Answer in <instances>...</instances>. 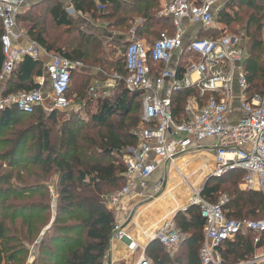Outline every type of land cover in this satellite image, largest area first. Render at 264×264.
<instances>
[{
	"label": "trees",
	"instance_id": "obj_1",
	"mask_svg": "<svg viewBox=\"0 0 264 264\" xmlns=\"http://www.w3.org/2000/svg\"><path fill=\"white\" fill-rule=\"evenodd\" d=\"M160 0H72L75 12L89 15L97 20H115L113 27L123 26L124 21L139 17L144 22L136 29L138 40H144L151 44L158 39L160 33L173 34V26L170 19L158 17ZM200 2V0H189ZM230 11H221L217 22L226 27L230 33H239L243 29L251 40L247 46L248 60L245 62V72L249 83L248 97L263 93L253 92V88L264 89V46L262 42V26L264 22V0H236L227 5ZM23 23V31L27 37L38 44L46 52L62 56L70 61L80 62L75 59L91 61V64L99 67L110 75L127 77L129 75L125 65V53L130 41L125 37H117L111 41L112 46L124 48V62L122 59L113 60L117 50L109 49L108 53L95 39H87L92 46V52L79 47H68L71 52L55 49L47 39L51 27L69 28L72 21L63 6L54 0H47L29 4L24 12L17 15V24ZM210 33V34H209ZM208 38L220 37V31L209 32ZM2 24L0 21V37ZM215 35V36H214ZM204 38V37H200ZM87 50V51H86ZM3 62L2 47L0 42V71ZM153 75L161 70L162 65L148 61ZM45 60L40 58L33 60L25 57L15 67L14 71L3 87L2 95L6 96L18 92H31L38 90L40 86L35 78L42 76ZM183 66V65H182ZM108 72H107V71ZM83 76L82 86L75 84V77ZM179 76V75H178ZM88 77V78H87ZM95 75L87 76L83 72L74 71L67 98L70 95L84 102L85 107L96 105L95 111L90 116V121L77 122L76 124H91L90 129L97 130L93 135L84 134L79 137L77 126L72 121L66 122L58 132V139L53 140L52 130L47 128L49 122H54L60 111L51 110L47 117L45 110L38 107L33 113L25 114L10 108L0 111V137L9 134L0 141V147L6 148L11 168L22 163L27 166L38 167L44 172L41 178H48L52 174L57 176L58 184L56 216L52 225L48 218L42 216L47 208L30 204L18 215V208L8 199L14 194L6 187L0 190V264H21L19 259L26 253L24 249L12 251L7 247L13 242L12 232L23 234L24 240L39 241L37 254L32 264H102L104 253L113 236L114 214L107 207L109 197L125 186L122 174L125 166L118 157V153L137 144L134 131L139 122L128 119L134 110V104L139 101L142 107V92H129L122 81L110 92L101 95L95 93V100L84 99L85 89L94 81ZM260 82V84H258ZM89 89V88H88ZM252 92V93H251ZM196 95L195 90L174 93L171 97L172 117L181 122L186 120L184 107L191 95ZM87 100V101H86ZM71 114L73 112H70ZM70 114V115H71ZM74 117L77 113H73ZM26 117H33L35 121L23 129L14 130ZM113 119H117L113 123ZM133 131V132H132ZM36 134V135H35ZM29 146V147H28ZM117 156V157H116ZM12 175L0 177V184H9ZM244 176L242 171L229 172L220 179L219 184L226 180L230 186L223 190L228 200L224 206L227 218L234 220H260L264 218V193L245 191L239 188ZM39 179V177H35ZM215 181V180H214ZM24 186L25 194L35 195L42 190L41 185ZM220 192L219 185L205 184L201 197L209 203H215L216 196ZM44 198V197H43ZM35 206V207H31ZM10 212V215L8 213ZM61 216H65L62 219ZM21 220L19 227L13 229L16 220ZM10 222V226L6 224ZM62 223V224H61ZM175 226L187 239L183 243L182 251L172 261L167 255L160 260L159 256L153 259L154 264H200L199 250L204 241L205 221L201 217L200 210L189 207L186 212L179 213L174 218ZM254 236V237H253ZM256 235L253 233L238 234L234 240L223 243L219 254L223 264L246 263L253 259L255 253L264 248V233L258 235L259 241L254 242ZM158 250V243L151 247ZM150 248V247H149ZM148 248V249H149ZM151 251V250H150ZM162 254V253H161Z\"/></svg>",
	"mask_w": 264,
	"mask_h": 264
},
{
	"label": "built area",
	"instance_id": "obj_2",
	"mask_svg": "<svg viewBox=\"0 0 264 264\" xmlns=\"http://www.w3.org/2000/svg\"><path fill=\"white\" fill-rule=\"evenodd\" d=\"M42 1L47 0H0L3 55L0 83H6L16 65L25 57L38 60L46 53L33 41L25 47L21 46L19 40L23 33L17 24V15L23 7ZM94 1L98 4V0ZM215 2L172 0L160 12V17L171 20L175 33L172 36L167 32L160 33L152 46L139 40L131 41L125 53L129 75L122 77L115 74L111 77L109 86L116 87L122 81L127 91L143 93L142 122L145 126L133 132L137 139L135 147L118 153L125 166L122 177L126 183L109 197V210L136 189L140 191L142 201L151 207L156 205L154 202L162 201L160 196L167 177L169 179L172 174L178 176L186 168L185 162L179 164L178 161L200 159L202 153L212 158L211 177L221 178L229 172L242 171L244 176L239 188L264 193V95L255 94L250 98L246 95L249 83L246 73L241 69L239 38L225 35L217 39L195 38L186 45L183 43L181 30L184 21L204 28L214 27L212 7ZM262 42L264 46V22ZM178 50L192 59L187 61L180 79L171 68L173 55ZM47 57L45 71L51 110L66 111L70 108L67 92L71 76L83 65L55 54ZM149 60L162 65L161 70L155 71L154 75ZM107 79L102 76L105 85L110 83ZM99 88L101 83L97 82L89 88V93H96ZM185 90H195L201 103L186 101V120L178 122L171 114V97ZM45 100L41 89L0 95V111L15 108L30 114L38 107L43 108ZM160 166L164 167L162 177L153 185L148 184ZM203 169L201 164L198 170ZM180 178L184 183L181 175ZM148 190L150 194L145 196ZM226 203L223 199L209 203L199 198L187 207L180 210L175 208L173 211L175 214L178 211L184 213L192 206L200 210L205 221L204 241L199 250L201 264H223L219 249L224 242L234 240L240 233L255 234V243L259 241L258 235L264 233V218L245 221L229 219L224 213ZM157 224L151 227L155 231L150 241L164 247L169 254L174 253L184 234L175 226L173 219ZM112 238L128 241L132 249L138 248L122 224L114 225ZM143 264L148 263L144 261ZM240 264H264V255Z\"/></svg>",
	"mask_w": 264,
	"mask_h": 264
},
{
	"label": "rangeland",
	"instance_id": "obj_3",
	"mask_svg": "<svg viewBox=\"0 0 264 264\" xmlns=\"http://www.w3.org/2000/svg\"><path fill=\"white\" fill-rule=\"evenodd\" d=\"M169 1V0H168ZM66 4V5H65ZM63 8L65 9L67 14L70 15V19L72 21L69 28H56L51 27L47 34V39L49 43H51L55 49H61L64 52H71V49L68 47H79L83 46V48L88 49L89 53L92 52V46L85 42L87 39H95L96 44H100L101 47L104 49V52L108 53L109 49L111 50H117L116 56L112 57L113 60L122 59L124 62V48L120 49L119 47L115 46V48L112 46L111 41L116 39L117 37H125L128 41H136V38L134 39V35L132 32L137 29L141 25V20L139 17L130 18L128 21H124L123 26L119 28H115L111 25L115 22V20H97L91 18L89 15H76L75 13H71L67 8L69 7L66 3V0H64L62 4ZM71 7V6H70ZM23 23L19 24V30L23 31ZM87 51V50H86ZM247 55V54H246ZM247 55L246 57H248ZM264 57V56H262ZM80 61V63L83 65L85 70L87 72H90L91 74L96 73L97 69H100L99 67L95 66L94 64H91V61L87 58L84 60L81 59H75ZM264 62V60H263ZM98 71V70H97ZM104 71V70H103ZM107 71V70H106ZM109 71V70H108ZM107 71V72H108ZM90 74V75H91ZM89 75V76H90ZM88 76V75H87ZM88 78V77H87ZM76 82L75 84L77 86L81 85L84 81L83 76L75 77ZM93 81H91V84L85 89L84 92V99H91L92 103L95 100L93 97L95 93L90 94L89 89L92 85ZM260 84V82H258ZM48 86L46 87L44 94L46 97H50V92L48 90ZM1 90L0 87V92ZM253 92L256 93H263L264 89L259 87L258 90L253 88ZM252 93V92H251ZM247 96L250 95L249 92L246 94ZM87 101V100H86ZM186 105V103H185ZM134 110L129 114L128 119H134L139 122V125L136 130L141 129L145 126V124L142 122L143 119V113H142V107L139 101H137L134 106ZM96 105L92 104L91 106L85 107L84 102L82 100H78L77 97L75 98L73 94L70 95V108L64 112H60V115L57 116L56 120L54 122H49L46 126L48 129L52 130V136L53 140L58 139V132L61 130V127L66 124V122L74 121V126H77V132L79 133V137H82L84 134L87 135H93L94 132L97 130L90 129L91 124H76L75 121L80 122L84 121V123H87L90 121L91 114L95 111ZM51 111H45V116L47 117V114H49ZM77 113L75 115H78L79 118L74 117L73 113ZM71 114V115H70ZM35 121V118L33 117H26L24 118L21 123L14 128V130L23 129L28 124H32ZM117 119H113V123H116ZM133 130V131H136ZM132 131V132H133ZM9 134H4V137H0V141H3L5 138H7ZM36 135V134H35ZM29 147V146H28ZM6 148L0 147V177L5 175H12V180L9 182V184H0V190L5 189L8 187L13 191V195L8 199L7 203H10L14 206H17L18 208V215H21V210L29 205H39L41 207L47 208V211L42 212V216L47 217L49 224L52 225L54 222L55 216H56V207H57V193L56 188L58 184L57 176L52 174L48 178H41L44 176V172L40 170L38 167L33 166H27L26 168H23L22 163L20 165H16V168H11V161H13V157L8 156V153L5 152ZM117 157V156H116ZM118 157L121 159V156L118 155ZM14 162V161H13ZM186 168L177 174L170 175L171 177L166 180L165 187L161 192L162 201L167 200L166 207H169V210H172L173 207L179 208H185L187 207L192 201H195L197 199H202L201 193L206 183H208L210 186L219 185L220 192L216 196V202L220 200H228L227 196L222 193L223 190L227 189L230 184L223 180L222 184H219L220 179L222 178H214L210 176V171L213 167V161L210 155H202L200 159L192 160L191 158H188L186 161ZM202 164L204 167L203 171L198 170V167ZM180 175L184 178V183H182V178H180ZM169 176V175H168ZM35 177H39V179H36ZM162 175L158 174V177L156 179L158 180ZM186 178V180H185ZM215 180V181H214ZM219 181V182H218ZM41 185L43 188L41 191H39L35 195H28L25 194L23 189L24 186H31V185ZM36 185V186H37ZM170 194V196H167ZM44 197V198H43ZM176 201V203L172 201ZM205 200V199H204ZM169 202L172 204L170 205ZM31 206V207H35ZM37 207V206H36ZM188 209V208H187ZM187 211V210H186ZM181 213V212H178ZM10 215V212L8 213ZM62 219H65V216H61ZM21 220H16L13 224V229H16V227H19V223ZM7 225H11L9 221H6ZM62 224V223H61ZM11 236H13V242L8 243L7 247L10 248L12 251H19L18 249H24L26 253L19 259V262L21 264H26L27 261L30 258H34L37 254V243L39 241H30L23 239V234L14 233L11 230ZM254 237V236H253ZM33 247L34 253L32 250H30ZM178 253H181L183 251V247L178 248ZM162 253V252H161ZM264 255V248L260 249L256 252V256ZM32 264V261L30 262Z\"/></svg>",
	"mask_w": 264,
	"mask_h": 264
},
{
	"label": "crops",
	"instance_id": "obj_4",
	"mask_svg": "<svg viewBox=\"0 0 264 264\" xmlns=\"http://www.w3.org/2000/svg\"><path fill=\"white\" fill-rule=\"evenodd\" d=\"M54 1L59 2L61 5L64 2V0H54ZM122 1L127 2L128 0H122ZM171 1L172 0H169V1L168 0H160L159 1L160 6H159L158 15H157L158 17H160V12L164 9V7L168 3H170ZM233 1H236V0H216V2L214 3V5L212 7V11H213V14L215 17V23H214L213 28H204L202 26L194 25L192 23L190 24L189 22L184 21L183 27L181 30L182 36H183L182 39H183L184 45H186L189 41H191L195 38H200V37L208 38L210 36L209 32L220 31V33H221L220 37L225 36V35L237 36L239 38V41L241 44V49H242L241 69L245 72L244 66H245V62L247 63L246 60H248V57H246V56L248 55L247 46L251 40L250 36L246 33V30H244V29L242 31H240L239 33H230L227 30H225L226 27H224L222 24L217 22L218 21L217 17L221 11H226V12L228 11V13L230 12L228 10V8H226V7L229 3L233 2ZM191 2L195 3L196 1H191ZM66 3L69 6L67 8V10H69L71 13H73V14L75 13L76 15L82 14V13H77L74 11L73 6H72V0H66ZM196 3H199V2H196ZM29 4H31V3H29ZM29 4H27L25 7H23L20 12H24L28 8ZM84 15H86V14H84ZM161 18H163V17H161ZM140 20H141V24H142L144 22V20L142 18H140ZM172 29H173V34H174L175 33L174 28H172ZM135 31H136V29L132 32V34L134 35V39L136 38ZM22 33H23V37L21 40H19V44L21 46L25 47L30 42H32V40H30L27 37V35L24 31H22ZM220 37H218V38H220ZM145 39L146 38H144V40H139V41H142V42L146 43L148 46H151V44L146 42ZM214 39H217V37ZM136 40H138V39L136 38ZM46 54L48 56L54 55V54L49 53V52L42 54L43 56L41 58H43L45 60V64L48 61V57ZM190 60L192 61V59H189V57H185L182 54L181 50H178L174 53L173 59L171 62V68L173 70H175L177 78H179V79L181 78V76L184 73V68L186 67L187 61H190ZM45 64H44V70H42L43 71L42 76L35 78V82L40 86L39 89H41V91H45L46 87L47 86L49 87V84L47 82V74L45 71ZM97 70H96V73H93V74H91L90 72H87L84 67L82 69H80L79 71L83 72L84 74H86L88 76L90 74L93 76L95 75V78H94V81H93L91 87L94 86V84H96L97 82L101 83V88H99L96 91L98 95L99 94L101 95L103 92L107 93V92H110L111 90H113L115 87H113L112 85L109 86L111 84V77L113 75H110V74L102 71L101 69H97ZM102 76L105 77L106 79L108 78L107 80H109L110 83H107L105 85L104 84L105 82H102ZM4 84L5 83H0L1 90H3ZM48 90L50 91L49 88H48ZM185 91H190V90H185ZM0 95H2V91L0 92ZM192 100H193V102H197V104L201 103V100H199V98L197 97V93H196V95H194V94L191 95L187 99V101H192ZM44 102H45V104L43 106V109L45 111H51L50 98L46 97V100ZM202 154L207 156L206 153H202ZM178 162H179V164H182L185 162V160L182 159L181 161H178ZM163 169H164V167L160 166L158 168V171H156L154 173V175L149 179L148 184L153 185L154 183H156V181H157L156 177H158V174L162 175ZM139 192L140 191H138V189H136L131 195L123 198L120 201V203L115 208L112 209L113 214H114V222H115L114 224L115 225H117V224L124 225V227H126L128 233H129V235L131 236L132 241L136 245H138V248L132 249V244L129 243L128 241H125V240L119 241V240H116L114 238H111L109 245H108V247L104 253L102 264H139L141 261H146L148 264H154L153 259L155 256L158 255L159 256L158 260L161 261V259L164 257L165 254L167 255V259L169 261H172L174 259V257L178 255L177 254L179 251L178 248L180 246L183 247V250H184L183 243L187 239V235H185V234H184V238H183L182 242L177 247L175 252L172 254H169L165 250V248L159 244H158V250L157 251L155 250V247H153V246L151 247L152 244L156 243L152 240L150 241V238H151L153 232L155 231V230L151 229L152 225H155L159 222H162L164 220H169V219H173V222H174V218L179 214L178 213L179 211L176 214H175V212H173L175 209L170 211L169 207H166L167 200L165 201V203H164V201L154 202V204H156L157 206L154 205L151 207V206L147 205L145 203V201L141 200ZM149 194H150L149 190L144 193L145 196H147ZM172 202H173V204H174V202L176 203L175 200ZM169 204L172 205L170 202H169ZM175 206H176V204H175ZM156 226H158V224ZM30 250H32V252H30V253H34L33 247ZM161 252H162V254H161ZM256 257H259V256H256V253H255L253 259ZM31 261L33 263L34 258H30L26 264H31L30 263ZM200 264H201V262H200Z\"/></svg>",
	"mask_w": 264,
	"mask_h": 264
},
{
	"label": "water",
	"instance_id": "obj_5",
	"mask_svg": "<svg viewBox=\"0 0 264 264\" xmlns=\"http://www.w3.org/2000/svg\"><path fill=\"white\" fill-rule=\"evenodd\" d=\"M144 263V261H141L139 264H143Z\"/></svg>",
	"mask_w": 264,
	"mask_h": 264
}]
</instances>
